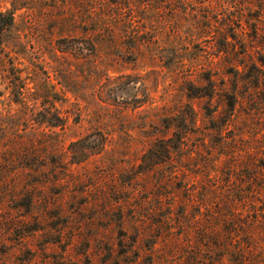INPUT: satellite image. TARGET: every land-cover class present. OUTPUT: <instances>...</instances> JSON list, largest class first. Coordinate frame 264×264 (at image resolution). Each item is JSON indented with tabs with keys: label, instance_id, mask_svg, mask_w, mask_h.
<instances>
[{
	"label": "rangeland",
	"instance_id": "1",
	"mask_svg": "<svg viewBox=\"0 0 264 264\" xmlns=\"http://www.w3.org/2000/svg\"><path fill=\"white\" fill-rule=\"evenodd\" d=\"M0 12V264H264V0Z\"/></svg>",
	"mask_w": 264,
	"mask_h": 264
},
{
	"label": "trees",
	"instance_id": "2",
	"mask_svg": "<svg viewBox=\"0 0 264 264\" xmlns=\"http://www.w3.org/2000/svg\"><path fill=\"white\" fill-rule=\"evenodd\" d=\"M13 19H12V15L8 14V13H3L0 12V31H2L3 29L9 27L10 25H12ZM261 63L264 65V59L260 60ZM209 95V94H207ZM232 104V103H231ZM229 104V105H231ZM88 138V137H87ZM86 138V139H87ZM84 139L81 143H82V148H92L91 144H85L84 141L86 140ZM176 140H180V137L178 136ZM175 140V141H176ZM75 143V142H74ZM94 143V142H93ZM96 145V144H94ZM172 147H175V145H173ZM230 214V213H229ZM256 220V219H255ZM260 224V222H259ZM223 226H224V234L225 235V231H227L229 234L230 232H234L235 230V222H234V216L231 218H226L223 219ZM260 226V225H259ZM237 232V231H236ZM231 236H233V233H231ZM225 237H228V235L226 234ZM221 240V239H220Z\"/></svg>",
	"mask_w": 264,
	"mask_h": 264
}]
</instances>
